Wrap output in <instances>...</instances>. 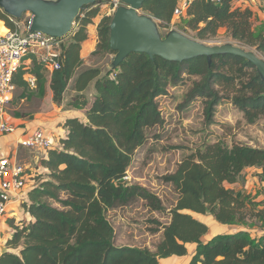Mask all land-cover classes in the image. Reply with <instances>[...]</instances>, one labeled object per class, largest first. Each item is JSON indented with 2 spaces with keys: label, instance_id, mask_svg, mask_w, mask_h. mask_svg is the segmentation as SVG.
<instances>
[{
  "label": "trees",
  "instance_id": "16d2710c",
  "mask_svg": "<svg viewBox=\"0 0 264 264\" xmlns=\"http://www.w3.org/2000/svg\"><path fill=\"white\" fill-rule=\"evenodd\" d=\"M95 4L84 7L77 18L78 27L62 46L60 68L50 73L35 55L23 60L13 79L16 92H22V101L35 92L43 95L50 74L53 102L59 106L63 103L70 81L83 64L81 51L82 43L89 38L87 27L94 18L103 16L99 7H93ZM177 4L178 0H147L142 10L162 28L170 29ZM253 16L252 9L234 0H194L176 26L196 31L202 40L214 38L226 28L233 41L264 56V26L257 31ZM0 19L12 30L20 20L1 8ZM111 20L112 16L104 15L98 24L95 56L100 52L115 54L110 46ZM26 59L32 61L29 67L24 64ZM112 61L107 71L87 67L77 74L75 94L68 105L85 117L66 118L65 137L56 143L58 147L46 151L40 164L43 170L37 175L31 173L34 183L19 203L31 219L14 224L13 236L7 242L10 249L0 255V264H162L164 259L188 254V243L197 244L189 264H264V198L260 201L257 196L226 186L244 182L247 167L261 168L259 177L264 181L261 147L243 143L229 146L217 141L186 157L175 172L165 175L179 198L171 221L156 231L163 229L155 250L117 245L115 228L107 217L110 208L127 205L136 198L147 200L154 210H164L157 195L124 177L134 153L148 139L147 130L165 123L158 99L168 93L169 86L178 84L185 74L200 76L192 95L206 99L209 120L223 92L245 119L254 123L264 117V81L256 67L234 54L215 55L209 63L206 56L179 62L133 52L116 68ZM28 73L37 77L35 89L25 79ZM14 114L27 117L20 112ZM260 191L264 195V187ZM206 214L222 225L242 229L203 241L210 230L200 218Z\"/></svg>",
  "mask_w": 264,
  "mask_h": 264
},
{
  "label": "rangeland",
  "instance_id": "374dc122",
  "mask_svg": "<svg viewBox=\"0 0 264 264\" xmlns=\"http://www.w3.org/2000/svg\"><path fill=\"white\" fill-rule=\"evenodd\" d=\"M234 3L242 7L248 6L254 11L253 26L257 31L264 26V0H234ZM93 7H99L103 16H112L114 13V4L111 2L95 4ZM141 12L145 13L142 9ZM82 15H85V12ZM30 16V13H26L19 21H16L20 23L21 32L25 31V22ZM103 16L93 19L92 24L87 27L88 35L96 31ZM78 25L76 21L74 27L77 28ZM170 29L162 28V31L166 34ZM5 31V28L0 26V33ZM188 33L195 39L211 44L236 43L230 38L226 28H221L217 36L211 39L197 38L196 31L188 30ZM113 57L114 54L100 52L94 56L93 65L107 71L110 69L109 65ZM200 79V76L185 74L182 81L170 85L168 93L159 97L158 101L165 123L147 130L148 139L136 150L129 166L131 178L128 182L140 184L157 195L162 200L164 210L152 209L148 201L142 198H136L127 205L110 208L107 211V217L115 228L117 245L146 246L150 249L156 247L162 238L163 229L156 231L160 226L171 221L172 209L179 198V192L171 183L165 181L164 177L175 172L183 159L195 155L217 141H223L229 146L236 143L246 145L257 143L258 146L264 147V117L254 123L248 122L243 112L233 104L231 99L227 98L225 93H221L222 98L216 106L212 119L207 118L206 99L199 95H192L194 83ZM73 87V82H70L64 95L63 110L74 109L68 105L75 94ZM21 93L17 91L16 98L8 105L9 114L14 116V113L20 112L27 115L25 117L28 118L27 120L38 119V123L33 128L46 129L45 131L49 135L51 133L56 139L52 146L58 147L56 143L60 142L65 134L61 130L60 132L57 129L54 130V127L49 129L48 126L51 124L55 126L61 117L69 116L68 112L60 115L56 109L59 105L54 103L46 92L43 95L32 93L33 95L31 94L32 96L24 101L21 100ZM77 114L82 116L83 113ZM59 126L57 125V128ZM45 154L44 150L28 148L25 153L21 152L20 158H23L24 161H21L23 164L32 169L30 172L37 175L42 170L40 164ZM42 177L41 174L38 178ZM52 203L61 207L60 203L54 201ZM16 221L17 219H14V223Z\"/></svg>",
  "mask_w": 264,
  "mask_h": 264
},
{
  "label": "water",
  "instance_id": "95a60500",
  "mask_svg": "<svg viewBox=\"0 0 264 264\" xmlns=\"http://www.w3.org/2000/svg\"><path fill=\"white\" fill-rule=\"evenodd\" d=\"M99 0H0V8L12 18L30 13L29 31L64 38L74 30L84 7ZM110 2L111 0H104ZM147 0H121L110 23V46L115 51L112 67H118L133 52L156 55L171 61H188L206 56L234 54L249 60L264 81V56L257 49L226 42L211 44L191 37L184 25L163 33L160 23L141 9Z\"/></svg>",
  "mask_w": 264,
  "mask_h": 264
},
{
  "label": "built area",
  "instance_id": "2783aa9c",
  "mask_svg": "<svg viewBox=\"0 0 264 264\" xmlns=\"http://www.w3.org/2000/svg\"><path fill=\"white\" fill-rule=\"evenodd\" d=\"M194 0H178L171 29L176 28V21L185 18L187 9ZM219 2L221 0H212ZM114 10L122 4L121 0H111ZM30 18L25 22V31H20V23L17 28L0 33V135L14 134L20 131L18 146L47 151L54 144L51 135L41 127L29 128L15 125L12 116L8 112V105L14 99L17 85L14 82V73L18 70L23 60L28 55H35L43 62L51 73L60 68L62 46L66 37L58 38L49 36L40 31H29ZM25 79L30 88L37 87V77L26 74ZM29 167L23 164L16 156L11 154L0 156V222L9 212L13 203H21L26 198L27 192L34 183ZM130 172L127 171L124 179L130 180ZM264 228V222H263Z\"/></svg>",
  "mask_w": 264,
  "mask_h": 264
},
{
  "label": "crops",
  "instance_id": "0c3cea01",
  "mask_svg": "<svg viewBox=\"0 0 264 264\" xmlns=\"http://www.w3.org/2000/svg\"><path fill=\"white\" fill-rule=\"evenodd\" d=\"M1 21H3V20H1ZM15 24H16V21H15ZM4 25H5V27H7L5 22H4ZM0 26H3L2 22H0ZM89 37L90 38H88V40H86L82 43L81 56H82L83 64L78 69L77 74L87 67H95L93 65L94 56H95V55H93V52L98 49V43H99L98 28L97 27H96V31H92V33H91V35H89ZM68 38H69V35L66 37V39L68 40ZM31 63H32V61L30 59H26L24 61V64H26L28 67L31 65ZM77 74L70 81V82H73V84L75 82ZM50 83H51V75L49 74L47 76L45 92H46L47 96H50V98L53 101V95H52V91L50 88ZM67 90H66V92H67ZM73 93H75L74 87H73ZM61 105L56 107V109L59 111L60 115L68 112L69 116H66L65 118L61 117V119L55 124V126H53L51 124L52 125V127H51V125L49 124L50 126H48V127H49V129L50 128L52 129L54 127V130L57 129L58 132H60L59 130H61L66 135L67 129L64 127L65 121H63V120H66V118L70 117V116H79L77 113H79V112L81 113V111L80 110H74V109L63 110L64 104L62 103ZM82 116H84V113L82 114ZM27 119L25 117L12 116V121L14 122V124L18 125L20 127H26L27 126L29 128H33L39 121L36 118L32 119V120H27ZM57 125H60V126L57 128ZM20 135H21L20 131H18L17 133H14V134L0 135V156L11 154L14 157L16 156L20 161H22V162L24 161L23 158H20V154H21V152L25 153L28 150V148L18 146L17 140H18ZM50 135H51V133H50ZM65 135H63L62 137H65ZM51 137L53 138V141L55 143L56 139H54V137L52 135H51ZM252 143H254V142L252 141ZM251 146L264 148L262 145L258 146L257 143L251 144ZM128 170L130 172V169H128ZM261 171H262L261 168L247 167L243 171V176L245 179L244 182L226 183V186L229 188H233L236 191L240 190V191L245 192V193H250L252 196H257V200L261 201L264 198L263 193L260 191L264 187V181H261L260 177H259V174L261 173ZM200 218L202 220L206 221V223L210 226V230H209L208 234L202 238L203 241H207L210 237L217 235V234L232 233V232H236L239 229H242V226L222 225V224L218 223L212 215H209V214H206V216H200ZM14 219H17V221L15 222L16 224L17 223L21 224L22 222L23 223L28 222L29 219H31V216L28 212H25L23 210V208L21 207V205L19 203H13L10 205L8 214L0 222V255L2 253H4L5 251L10 249L7 242L13 236L14 224H15ZM155 248L152 250H155ZM187 248H188V254H186L185 256L170 257V258L164 259L162 261V264H189L193 255L196 252L197 244L196 243H188Z\"/></svg>",
  "mask_w": 264,
  "mask_h": 264
},
{
  "label": "bare ground",
  "instance_id": "6f19581e",
  "mask_svg": "<svg viewBox=\"0 0 264 264\" xmlns=\"http://www.w3.org/2000/svg\"><path fill=\"white\" fill-rule=\"evenodd\" d=\"M5 33V32H4Z\"/></svg>",
  "mask_w": 264,
  "mask_h": 264
}]
</instances>
